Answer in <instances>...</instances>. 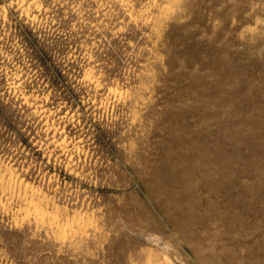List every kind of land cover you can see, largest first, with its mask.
I'll return each mask as SVG.
<instances>
[{
  "label": "rangeland",
  "instance_id": "obj_1",
  "mask_svg": "<svg viewBox=\"0 0 264 264\" xmlns=\"http://www.w3.org/2000/svg\"><path fill=\"white\" fill-rule=\"evenodd\" d=\"M0 264H264V0H0Z\"/></svg>",
  "mask_w": 264,
  "mask_h": 264
}]
</instances>
